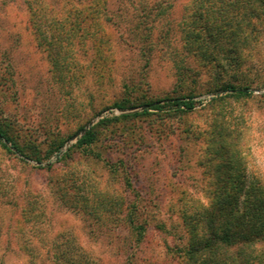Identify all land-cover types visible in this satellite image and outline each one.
I'll use <instances>...</instances> for the list:
<instances>
[{"label": "rangeland", "instance_id": "obj_1", "mask_svg": "<svg viewBox=\"0 0 264 264\" xmlns=\"http://www.w3.org/2000/svg\"><path fill=\"white\" fill-rule=\"evenodd\" d=\"M40 1L67 15V0H0V123L28 156L42 157L0 141V256L18 264L39 254L36 264H52V253L72 252L77 243L94 264H184L168 250L190 241L181 209L190 215L210 202L225 173L264 178V5L251 16L241 9L236 28L229 17L236 0H109L124 16L109 30L107 60L96 34L78 33L67 56L42 45L38 24L47 34L53 28L45 23L49 12L38 16ZM154 4L162 9L146 16L156 20L150 36L130 40L127 27ZM142 29L139 35L149 34ZM227 85L248 94L234 96ZM177 98L191 100L193 110L179 111ZM125 99L153 103L117 108ZM145 108L149 115L100 128V142L89 149L101 156H83L78 141L90 127ZM108 162L118 166L115 174ZM81 189L119 205L134 202L144 241L130 238L125 221L94 225L78 197L62 203L66 192Z\"/></svg>", "mask_w": 264, "mask_h": 264}, {"label": "trees", "instance_id": "obj_2", "mask_svg": "<svg viewBox=\"0 0 264 264\" xmlns=\"http://www.w3.org/2000/svg\"><path fill=\"white\" fill-rule=\"evenodd\" d=\"M42 4L43 1H40L39 9L37 10L38 16H46V12H49L45 23H48L49 27L53 28V31L50 34L44 33L41 30V24H38L37 31L40 42L48 50L53 53L56 51V55L65 50L63 55L67 56L68 52L73 54L74 40L78 33L80 36H83V34L95 36L96 34V36L98 35L97 42H99L101 58H107V60L110 58L112 39L109 30L114 26H121V22L115 18H122L124 14L121 13L120 9L112 8L109 0H67L68 10L67 15L64 17L59 16L53 9H46ZM241 4L243 8H240ZM259 5H264V0H236L229 10V17H232L231 20L235 21V27L239 28L242 25V18L238 17L241 9H244L245 16H251L255 14ZM161 9L162 7L158 4L149 7L143 6L140 9L143 14L140 16L142 19L136 25L130 24L131 26L127 27L128 30L126 31L129 39L135 40L139 38L141 44L146 41L151 34V29L156 25V20L147 22L146 16H149L152 11ZM124 21L123 19L122 22ZM92 26L98 27L94 33L90 32ZM140 27H143L142 30L148 31L149 34H145V36L144 34L139 35L137 30ZM56 58L59 59L58 56ZM56 63L59 64V61ZM105 69L106 67L103 68V70ZM225 89L233 91L232 95L238 97L248 94L247 87L240 88L234 85H227ZM152 103L143 102L142 100L134 103L132 100L125 99L122 102H116L115 105L117 108L123 109L151 105ZM175 105L183 113L189 112L194 108L191 100L183 101L179 98L175 100ZM149 110V108H145L139 113L119 115L110 119L100 120L96 125L90 127L78 141V147L84 150L83 156L85 158L101 156L100 152L89 149L100 142L102 134L100 128L104 130L113 123L149 115ZM123 128L127 132L133 131V127L126 126V124H123ZM0 138L1 142L2 139L5 140L23 155L32 157L38 162L42 161V157L39 155L34 158L33 156H28L2 123H0ZM63 144V141L57 143L55 149L60 150ZM3 145L9 149L6 144ZM121 163L125 166L124 161ZM107 165L112 173L115 174L118 171V166L113 163L108 162ZM72 174H75V171L72 170ZM128 184L131 185L130 183ZM215 184L214 190L210 192V202L199 203L190 215L185 208L181 209L180 212L184 221H188L190 226V241L185 247L175 244L168 246L169 252L184 261V264H264V178L233 171L231 174L225 173L219 177ZM69 195L72 203L78 197L76 202L80 209L83 210L82 214L86 215L87 220L94 225L98 224L97 226L99 227V220H106L109 223L108 226L125 221L129 225L130 238H134L137 243L144 241L147 229L144 223H139L137 220L135 215L137 206L133 204L134 202L126 203L123 201L119 205L117 201H113L104 192L88 194L86 190L81 189L78 194L66 192L62 196V203L65 204L67 202ZM109 205H111L110 210H108ZM118 205L121 209L120 214L115 213L119 208ZM107 212L114 213H111L109 218L107 217ZM72 245L75 251L52 253L50 259H52L53 263H51L94 264L87 254L80 251L77 243H72ZM9 259L6 255L0 256V264H9ZM39 259V254H32L29 255L28 261L18 264H36Z\"/></svg>", "mask_w": 264, "mask_h": 264}]
</instances>
